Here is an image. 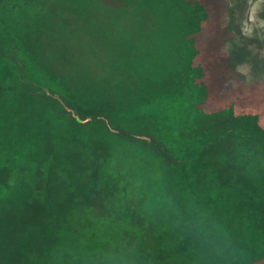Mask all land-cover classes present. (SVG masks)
Here are the masks:
<instances>
[{
    "label": "trees",
    "instance_id": "trees-1",
    "mask_svg": "<svg viewBox=\"0 0 264 264\" xmlns=\"http://www.w3.org/2000/svg\"><path fill=\"white\" fill-rule=\"evenodd\" d=\"M51 1L0 0V264H264V112L250 107L264 89L233 97L230 5L171 0L167 26L183 43L168 62L153 56L164 60L159 78L149 55L118 56V100L38 60L32 34L60 17ZM158 1L124 0L144 14L142 39L165 27L151 24ZM98 137L167 172L164 203L129 189L126 173L106 194L63 197L56 167Z\"/></svg>",
    "mask_w": 264,
    "mask_h": 264
},
{
    "label": "rangeland",
    "instance_id": "rangeland-1",
    "mask_svg": "<svg viewBox=\"0 0 264 264\" xmlns=\"http://www.w3.org/2000/svg\"><path fill=\"white\" fill-rule=\"evenodd\" d=\"M56 1L52 0L49 5L60 15L59 20H51L39 32L32 34L37 58L48 69H62L63 76L68 73L66 80L78 83L89 94L109 97L106 94L109 93L118 100L123 96L120 87L127 84H124L123 72L117 66L118 56L130 51L149 55L152 60L150 74L154 78L165 76L161 65L164 60L170 61V51L176 40L183 43L177 39L179 36L169 32L167 26L173 23L169 18L171 0H159L150 6L151 24L159 22L165 27L161 36L143 37L148 40L147 49L141 47L144 31L139 30L144 14L135 4H125L124 0ZM224 3L230 5L227 24L234 39L226 45L235 67L232 92L234 99L242 98L255 89H264V0H224ZM150 39L154 42L149 46ZM159 55H164V60L158 57L157 65L153 56ZM60 59L62 63L58 62ZM128 73L131 76L125 75L127 81L129 78L133 80L137 70L134 67ZM159 83H163L162 80L151 85ZM250 100L257 103L250 105L251 110L264 112V95L252 96ZM92 142L87 149L80 147V158L62 169L56 167L59 173L57 185L60 192L64 191L63 197L73 190H85L92 196L97 192L106 194L117 186L115 180L119 181L126 173L130 178L129 189L142 194L148 191L145 198L162 199L164 203L169 190L167 172L151 166L145 157L141 158L129 148H122L111 138L98 137ZM110 174L115 178L106 179ZM257 175L256 186L264 187V171L258 169ZM63 197L57 194L56 200L67 207L68 200Z\"/></svg>",
    "mask_w": 264,
    "mask_h": 264
},
{
    "label": "water",
    "instance_id": "water-1",
    "mask_svg": "<svg viewBox=\"0 0 264 264\" xmlns=\"http://www.w3.org/2000/svg\"><path fill=\"white\" fill-rule=\"evenodd\" d=\"M73 114H74V116H75V118H76V120H77L78 122L83 123V121H82L79 117H77V116L75 115V113H73Z\"/></svg>",
    "mask_w": 264,
    "mask_h": 264
}]
</instances>
